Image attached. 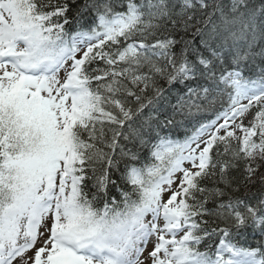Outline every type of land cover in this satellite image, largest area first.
Masks as SVG:
<instances>
[{"label": "snow or ice", "instance_id": "6c2138e0", "mask_svg": "<svg viewBox=\"0 0 264 264\" xmlns=\"http://www.w3.org/2000/svg\"><path fill=\"white\" fill-rule=\"evenodd\" d=\"M261 168L264 0H0V264H264Z\"/></svg>", "mask_w": 264, "mask_h": 264}, {"label": "trees", "instance_id": "16d2710c", "mask_svg": "<svg viewBox=\"0 0 264 264\" xmlns=\"http://www.w3.org/2000/svg\"><path fill=\"white\" fill-rule=\"evenodd\" d=\"M245 123L247 124V120L245 121ZM260 172H264V168H261L259 170ZM262 191L261 189V185L260 183L257 181V183L255 185H252L250 188L248 189H245V188H242L239 195L241 196H245L246 194H252V193H256V194H259L260 192ZM112 194H115V189H112ZM252 243H254V241H252Z\"/></svg>", "mask_w": 264, "mask_h": 264}, {"label": "rangeland", "instance_id": "374dc122", "mask_svg": "<svg viewBox=\"0 0 264 264\" xmlns=\"http://www.w3.org/2000/svg\"><path fill=\"white\" fill-rule=\"evenodd\" d=\"M151 247H152V245L149 244V246H148V250H151ZM29 254H30V253H29ZM145 254H147V253H145Z\"/></svg>", "mask_w": 264, "mask_h": 264}]
</instances>
